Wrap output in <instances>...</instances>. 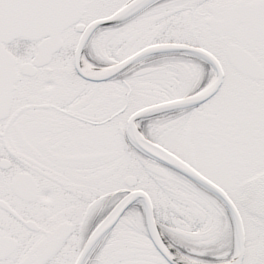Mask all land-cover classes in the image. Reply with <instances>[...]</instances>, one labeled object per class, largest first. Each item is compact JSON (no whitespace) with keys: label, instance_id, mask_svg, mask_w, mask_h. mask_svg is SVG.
<instances>
[{"label":"snow or ice","instance_id":"obj_1","mask_svg":"<svg viewBox=\"0 0 264 264\" xmlns=\"http://www.w3.org/2000/svg\"><path fill=\"white\" fill-rule=\"evenodd\" d=\"M0 264H264V0H0Z\"/></svg>","mask_w":264,"mask_h":264}]
</instances>
